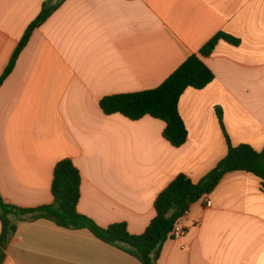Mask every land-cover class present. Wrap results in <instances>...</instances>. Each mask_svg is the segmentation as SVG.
<instances>
[{"label": "crops", "instance_id": "crops-1", "mask_svg": "<svg viewBox=\"0 0 264 264\" xmlns=\"http://www.w3.org/2000/svg\"><path fill=\"white\" fill-rule=\"evenodd\" d=\"M61 4L36 31L0 88V194L34 209L54 201L57 164L82 178L78 210L107 228L143 234L159 195L180 175L197 184L233 146L264 150V0H0V78L44 4ZM224 33L202 57L215 80L188 89L179 112L189 133L176 148L152 117L107 116L105 97L160 87L190 56ZM207 200L212 202L207 207ZM3 264H142L88 230L12 216ZM180 240L157 264H264V181L226 174L193 204ZM0 221V237L2 233Z\"/></svg>", "mask_w": 264, "mask_h": 264}, {"label": "trees", "instance_id": "trees-1", "mask_svg": "<svg viewBox=\"0 0 264 264\" xmlns=\"http://www.w3.org/2000/svg\"><path fill=\"white\" fill-rule=\"evenodd\" d=\"M61 4H44L41 13L27 28L0 78V88L14 71L34 31L39 29ZM221 40L235 46L240 45L239 40L219 33L199 54L190 56L160 87L141 93L105 97L100 102L102 111L107 116L119 114L131 121H140L148 116L161 120L166 124L164 138L176 148L183 147L187 143L189 133L179 112L180 100L188 89L204 90L215 80L214 73L202 57H210ZM218 116L228 143L226 158L197 184L186 175L178 176L157 198L156 215L143 234H131L126 223H116L103 228L79 212L83 178L79 169L69 159L59 162L55 167L52 204L34 209H21L6 204L0 194V221L3 226L0 237V264L5 261L9 241L16 231L12 216L30 217L33 220L46 219L70 230H88L103 243L120 248L142 264H157L163 245L173 239L174 230L182 226L191 206L213 193L226 174L247 172L264 181V150L258 152L249 145L233 146L224 126L221 110H218Z\"/></svg>", "mask_w": 264, "mask_h": 264}, {"label": "built area", "instance_id": "built-area-1", "mask_svg": "<svg viewBox=\"0 0 264 264\" xmlns=\"http://www.w3.org/2000/svg\"><path fill=\"white\" fill-rule=\"evenodd\" d=\"M212 206V202L210 200H207V207H211ZM185 235V230L182 226H178L173 234H172V238L174 240H180L183 236Z\"/></svg>", "mask_w": 264, "mask_h": 264}]
</instances>
